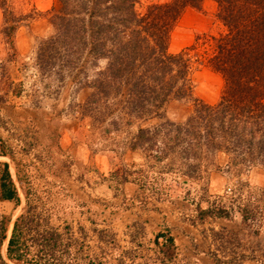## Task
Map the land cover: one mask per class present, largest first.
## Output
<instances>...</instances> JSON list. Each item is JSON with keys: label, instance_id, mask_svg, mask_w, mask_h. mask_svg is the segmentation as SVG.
<instances>
[{"label": "trees", "instance_id": "trees-1", "mask_svg": "<svg viewBox=\"0 0 264 264\" xmlns=\"http://www.w3.org/2000/svg\"><path fill=\"white\" fill-rule=\"evenodd\" d=\"M10 1L0 0V34L13 60L17 30L39 13H15ZM204 1L170 0L138 15L136 0H57L58 8L49 12L54 33L40 39L34 50L42 79L90 90L77 108L92 133L108 136L136 122L160 120L152 127L138 125L122 143L130 152L143 153L144 163L139 168L117 167L108 178L116 188L137 180L134 204L143 210H156L154 203L166 201L168 177L203 182L207 165L220 153L229 157L230 165L264 167V0H211L225 28L212 39L207 61L223 80L219 100L213 105L195 100L183 122L163 118L162 107L172 99L191 98L192 89L189 49L170 53V35L183 12L200 10ZM101 60L105 66L98 69ZM0 85L2 101L22 93L21 85L9 80L3 61ZM0 156L14 160L4 145ZM17 180L25 183L19 166ZM24 197L25 208L13 222L5 258L1 247L10 219L0 217V264H180L171 228L165 223L144 245L140 240L144 227L133 222L129 237L134 247L128 250L116 244L108 229H93V248L82 228L75 233L70 226H54L29 185ZM0 202L15 207L21 203L7 163H0ZM257 208L238 207L243 224L253 221ZM232 210L213 203L196 209L203 218H228ZM210 232L219 236L213 229ZM211 255L215 264H235Z\"/></svg>", "mask_w": 264, "mask_h": 264}, {"label": "rangeland", "instance_id": "rangeland-1", "mask_svg": "<svg viewBox=\"0 0 264 264\" xmlns=\"http://www.w3.org/2000/svg\"><path fill=\"white\" fill-rule=\"evenodd\" d=\"M169 1L136 0L135 10L143 15L149 6ZM10 6L15 13L39 16L17 30L13 60H9L10 52L0 34V61L6 63L9 80L22 89L20 96L0 100V145L8 147L14 159L0 156V163L9 165L21 200L18 207L0 202V217L10 219L1 255L5 258L13 222L24 211V189L29 185L42 199L54 226H70L75 233L82 228L93 248V229H108L116 244L128 250L134 247L129 237L133 222L144 227L140 238L144 245L165 223L171 228L180 264H215L212 253L235 264H264V167L230 165L229 157L220 153L207 165L203 182L168 177L164 181L168 185L166 201L154 203L156 210L139 208L134 204L137 180L117 189L108 178L117 167L139 168L144 163L143 153L130 152L122 143L138 125L152 127L160 120L136 122L108 136L92 133L77 108L90 90H76L66 82L60 87L52 79H42L35 67L38 41L54 33L49 12L58 8L57 0H11ZM216 12L217 5L213 8L211 0H205L200 10L188 8L170 35V53L189 49L192 89L191 98L172 99L162 107L164 119L183 122L195 100L210 105L219 100L223 80L207 64L212 39L225 32ZM104 66L101 60L98 69ZM17 166L24 176L22 185L17 180ZM212 203L234 210L228 218H203L196 211ZM252 204L258 207L255 218L243 224L238 207ZM210 229L219 236H212Z\"/></svg>", "mask_w": 264, "mask_h": 264}, {"label": "crops", "instance_id": "crops-1", "mask_svg": "<svg viewBox=\"0 0 264 264\" xmlns=\"http://www.w3.org/2000/svg\"><path fill=\"white\" fill-rule=\"evenodd\" d=\"M212 7L216 8V4L214 2L211 1Z\"/></svg>", "mask_w": 264, "mask_h": 264}]
</instances>
